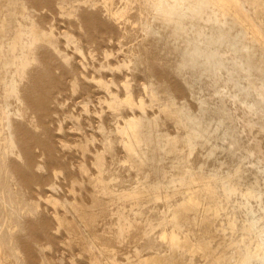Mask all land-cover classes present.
Segmentation results:
<instances>
[{"label":"bare ground","instance_id":"1","mask_svg":"<svg viewBox=\"0 0 264 264\" xmlns=\"http://www.w3.org/2000/svg\"><path fill=\"white\" fill-rule=\"evenodd\" d=\"M55 14L76 29H55ZM103 32L130 43L121 59L96 54ZM80 40L90 76L76 67ZM176 45L187 58L174 64L160 51ZM238 49L259 53L256 68L264 62V0H0V264H55L44 250L56 241L71 264H264V142L255 139L254 150L237 138L232 111L205 96ZM162 63L196 109L174 95L179 85L155 75ZM123 70L131 77L118 81ZM91 80L103 93L94 112L100 146L90 165L79 160V177L69 176L71 194L43 210L35 185L54 187L52 174L63 171L49 126L69 119L85 137L81 148L94 138L77 111L52 124L43 118L46 89L85 91Z\"/></svg>","mask_w":264,"mask_h":264},{"label":"rangeland","instance_id":"2","mask_svg":"<svg viewBox=\"0 0 264 264\" xmlns=\"http://www.w3.org/2000/svg\"><path fill=\"white\" fill-rule=\"evenodd\" d=\"M51 21L53 22L55 29L61 31H72L76 29V24L70 18L60 16L59 14H55ZM103 34V38L96 42V54H100L106 49L113 54L109 56L111 62L113 60L121 59L124 50L129 47L130 43L122 38L117 32H103ZM80 43L84 56L82 58L80 57L81 59L77 56L74 58L77 61L76 67L77 70L84 73L85 76H90L94 71L91 66L92 61L88 60V47L83 40H80ZM166 53L172 55V62L174 64L184 62L183 60L187 58V56L181 53V46L179 45L162 50V53L160 51L161 55ZM261 58L262 57H260L258 52L248 54L244 49L228 52L223 59V64L217 71L220 81L217 84L209 86L208 92H205L206 99L210 106L213 107L217 102H220L221 108L226 107L232 111L234 115L233 128L235 129L236 137L242 138L243 141L248 143L249 147L254 150L256 149L257 139L260 142H264V108H257V106L263 104L261 102L262 96L264 98V62L259 65V69L255 67L256 65L258 66ZM218 59L219 55L215 54L212 62L218 61ZM101 72H103V70ZM128 74L129 72L126 70L121 71L118 75V81L130 78L131 76ZM155 75L158 78L166 79L170 83L179 85L178 88L175 87L172 89L174 95L178 99H185L191 109H196L198 101L192 97L189 89L185 87L182 78L168 65L163 63L160 64L159 67L155 69ZM104 76L109 78L107 73H105ZM134 79H138V83L140 84H145V81L141 76H135ZM206 81L209 82L210 80L206 79ZM45 93L51 106V110L46 112L43 116L45 120L52 124V122L56 120L64 110L67 111L71 109L79 113L85 134L90 135L91 133L94 136L92 143L90 141L87 143L86 148H81V146L85 144V137L83 134H80L79 131L72 128L69 119H61V128L59 130L55 127L49 126L48 137L53 144L52 153L57 160L62 163L63 171L61 174L59 171L52 174L51 178L55 184L54 187H48L45 184L37 183L32 193L34 195L40 194L39 205L41 209L52 210L51 205H53V202L50 200L54 201L71 194V191L68 190V178L69 176H80L77 169V163L79 160L84 159L89 164V161L93 158V149L100 146V139L103 131L97 126L94 112L95 109L100 108L99 105L102 106L100 98L103 97V93L100 88L94 84L93 80L87 83V89L85 91L81 88L75 91L48 88ZM140 94L145 96L143 92ZM218 94H220V96H218ZM82 104L86 105V111L81 108ZM102 110V114L105 115L104 123L108 126L110 123L107 113L108 111L104 109ZM232 138H228L230 139L228 141L230 142ZM41 149L40 146H35V150L39 151ZM244 152L245 150L242 149L241 153ZM118 153L121 154L120 151H118ZM229 156H231V154L229 155L228 150L221 154V158L226 160L230 159ZM191 158H194V155ZM130 172L132 173L134 170L131 168ZM263 178L264 176H260L261 181H264ZM253 203H255V201H253ZM57 204L55 207L61 212L62 205ZM254 205L256 206V204ZM257 210L261 215L264 214V211L261 208L257 207ZM56 233L62 237V229H59ZM55 244L57 247L56 250L45 249L44 253L52 256L55 264H71L68 261L66 253L68 247L64 246L63 243L59 241H56ZM197 257L198 256H196V258ZM78 259L84 262L83 257L78 256ZM37 264L43 263H39L38 261Z\"/></svg>","mask_w":264,"mask_h":264}]
</instances>
